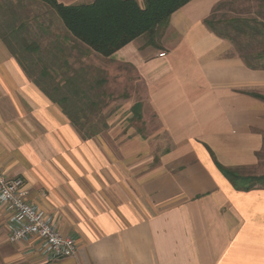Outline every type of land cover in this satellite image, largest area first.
<instances>
[{
    "label": "crops",
    "instance_id": "0c3cea01",
    "mask_svg": "<svg viewBox=\"0 0 264 264\" xmlns=\"http://www.w3.org/2000/svg\"><path fill=\"white\" fill-rule=\"evenodd\" d=\"M18 1L8 4L33 15L36 0ZM222 2L218 15L264 11L254 0H191L156 45L139 37L102 57L109 80L143 89L161 140L83 138L0 37V171L22 178L27 200L78 245L76 256L47 259L32 239L12 243L0 205V264H264V188L235 189L215 162L252 170L264 148V99L254 95H264V69L249 67L205 22ZM50 29L41 22L38 51L22 54L68 47L78 55L70 35ZM78 59L73 68L91 73L82 68L92 62ZM133 93L122 98L130 107L138 103Z\"/></svg>",
    "mask_w": 264,
    "mask_h": 264
},
{
    "label": "trees",
    "instance_id": "16d2710c",
    "mask_svg": "<svg viewBox=\"0 0 264 264\" xmlns=\"http://www.w3.org/2000/svg\"><path fill=\"white\" fill-rule=\"evenodd\" d=\"M39 1L51 7L61 18L67 29L66 34L70 35L74 43L72 47L78 50V55L73 56L72 53L76 62V59L79 61L78 56H86L89 54L86 52L89 51L103 57H110L139 37L145 38L147 45H156L173 13L191 0H93L89 3L75 5H66L58 0ZM254 1H258L259 7L264 5V0ZM8 3L9 0H0V37L24 65L25 63L18 56L22 55V51L28 53L38 51L40 40L38 41L39 38L36 37L34 39L37 41H32L31 38L30 43L28 38L23 37V33L28 31L26 29L29 24L27 17L22 16V9H20L22 7H12ZM227 3L222 2L215 6L212 14L205 19L206 24L218 35L231 40L249 67L264 69V11H256V16H252L250 11H248L250 15H246V12L242 10L218 15ZM7 18L9 19L6 20ZM80 47L88 51H81ZM69 49L64 48L60 55L53 51L51 53L53 52L52 55L57 57V62L61 61L66 64L67 54L71 55ZM42 68L44 69L45 66ZM75 71L76 77L79 78L88 72L85 70L84 74L83 71L74 69V74ZM43 88L53 100L64 107L66 97L57 99L48 93L46 86ZM254 95L264 99V95L258 93ZM139 106L140 104L137 103L134 108L137 110ZM67 114L69 115L68 111ZM69 117L72 123L78 126L70 115ZM79 131L83 138L92 136L84 133L81 128ZM215 162L235 189L249 191L264 188V174H243L238 168L224 166L216 159Z\"/></svg>",
    "mask_w": 264,
    "mask_h": 264
},
{
    "label": "rangeland",
    "instance_id": "374dc122",
    "mask_svg": "<svg viewBox=\"0 0 264 264\" xmlns=\"http://www.w3.org/2000/svg\"><path fill=\"white\" fill-rule=\"evenodd\" d=\"M36 1L33 2L34 8H32V11L33 15L40 17L37 22H32L33 15L23 12V14L27 15V23L30 22L26 28L28 31L23 33V37L28 38L30 43L33 40L37 41L34 38L39 36L40 23H44L45 21H49V26L52 28L50 30L53 32L66 33L67 29L58 14L41 1ZM254 2L257 6L258 1ZM30 34L33 36L32 41ZM15 42L17 43V41ZM250 48L253 49L252 47ZM80 49L81 51H88L86 48L80 47ZM86 54H88L86 55L88 60L92 62L91 69L86 64V69L91 71L89 73V76L92 78L90 79V82L92 81L91 86L87 84L89 80L86 78L87 75L79 78L76 77V71L74 74L73 65L75 64V59L72 53L71 55L67 54L66 64H63L61 61L57 62V57L48 54H39L27 57V59L23 54L18 57L23 60L24 66L29 68L33 79L39 82L41 86L47 87L49 94L57 99H61L62 97L67 98V101L63 104L65 111L69 112V115L78 123V127L84 133L93 136L99 133L110 144L113 142V144H117L125 139H130V135L133 134L142 135L146 141H151V138L160 140L165 138L164 135H152L158 134L159 130H157L158 125L151 112L146 111V105L143 102L145 101L143 89H140L139 86L134 89L123 87L120 79H117L115 83L109 80L99 67L107 68L104 62L105 59L102 58L103 56L94 54L91 51L86 52ZM102 60L103 62H100ZM42 66H45L44 69L46 71L41 72ZM56 69L59 70L57 71ZM71 78L74 80H70ZM103 78H107L106 83L109 84L108 86H104L105 81H102ZM63 79L68 80L63 81ZM123 84H126V82L124 81ZM134 91L135 98H133L135 99V104L140 102L137 110L134 108L135 105L130 107L129 104H125L122 101V98L129 96V93L134 95ZM240 172L243 174H264V148L258 154V164L252 170H242Z\"/></svg>",
    "mask_w": 264,
    "mask_h": 264
},
{
    "label": "built area",
    "instance_id": "2783aa9c",
    "mask_svg": "<svg viewBox=\"0 0 264 264\" xmlns=\"http://www.w3.org/2000/svg\"><path fill=\"white\" fill-rule=\"evenodd\" d=\"M27 194L22 178H9L0 171V205L9 211V240L18 243L32 239L38 251L47 259L76 256V238L64 235L58 229L53 216L36 203L27 200Z\"/></svg>",
    "mask_w": 264,
    "mask_h": 264
}]
</instances>
